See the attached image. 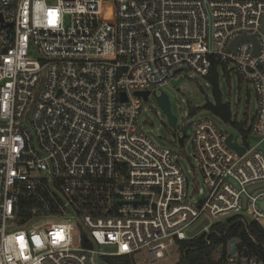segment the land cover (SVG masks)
Instances as JSON below:
<instances>
[{
	"label": "built area",
	"instance_id": "2783aa9c",
	"mask_svg": "<svg viewBox=\"0 0 264 264\" xmlns=\"http://www.w3.org/2000/svg\"><path fill=\"white\" fill-rule=\"evenodd\" d=\"M211 57L258 108L247 139L187 126L197 189L142 115ZM234 215L264 230V0H0V264H157ZM233 248L226 264H264Z\"/></svg>",
	"mask_w": 264,
	"mask_h": 264
},
{
	"label": "rangeland",
	"instance_id": "374dc122",
	"mask_svg": "<svg viewBox=\"0 0 264 264\" xmlns=\"http://www.w3.org/2000/svg\"><path fill=\"white\" fill-rule=\"evenodd\" d=\"M220 89L224 102L231 104L235 119L243 121L247 118L249 120L254 118L258 108L256 93L250 84L240 80L236 71L231 70L227 76L224 72H221ZM161 91L169 98L172 114L178 120L177 128L173 129L169 125L165 111L158 105L156 98L152 96L145 103L147 111L142 115V120L147 121L145 130L158 146L178 151L181 155L180 163L185 173L192 182L196 179L195 186L197 189H205L203 178L194 166L197 163L193 158L194 148L191 138L188 137L184 146H181L177 142L176 135L178 132L183 134L185 127L191 126L193 122L203 118L213 119L219 126L226 128L218 117H215L204 108L208 101H213L212 89L203 76L192 72H184L181 78L172 79L162 87ZM190 107L197 109V113L192 117L188 115ZM226 129L230 134L238 135L232 125ZM186 130L190 135V129ZM201 197L202 195H197L196 198L201 199ZM55 222L49 220L47 225ZM202 224L203 222L197 223L194 230ZM178 261L179 254L175 252L169 259L160 261L157 264H177Z\"/></svg>",
	"mask_w": 264,
	"mask_h": 264
},
{
	"label": "trees",
	"instance_id": "16d2710c",
	"mask_svg": "<svg viewBox=\"0 0 264 264\" xmlns=\"http://www.w3.org/2000/svg\"><path fill=\"white\" fill-rule=\"evenodd\" d=\"M211 60L212 69L204 79L212 89L213 101H208L204 108L224 123L232 125L247 139L250 134L249 119L238 121L234 118L231 104L224 102L220 89V74L224 72L227 76L229 71L219 58L211 57ZM196 113L197 109L190 107L188 115L192 117ZM186 129L183 130L185 142L189 137ZM233 239L237 240L240 252L247 250L250 257L264 261V230L248 217L234 215L215 222L208 232H202L194 238L180 241L177 264H226L227 246ZM104 262L106 264H136L129 256L106 257Z\"/></svg>",
	"mask_w": 264,
	"mask_h": 264
},
{
	"label": "water",
	"instance_id": "95a60500",
	"mask_svg": "<svg viewBox=\"0 0 264 264\" xmlns=\"http://www.w3.org/2000/svg\"><path fill=\"white\" fill-rule=\"evenodd\" d=\"M242 39H245V38H242ZM242 39H240V40H242ZM240 40H237L234 43V45H232V47L236 46ZM251 41H253L256 44V46H257V43L253 39H251ZM136 96H141V97L144 98V100H147L148 97H149V93L148 92H146V93H136ZM126 99H127V97H126V95H124V100H126ZM156 100L158 102V105L165 111V113L167 115V118H168V121H169V125L173 129H176L177 128V121L178 120H177V117H175L172 114V111H171V103L169 101L168 96L165 93L162 92L160 94V96H157L156 97ZM231 140H232V136H230L229 139H228V145L231 148H233L236 151H238L240 154H243L245 152V149L240 148L235 143H232ZM178 141H179L178 143L181 146H184V143H185V134L184 133L179 137V140ZM231 244L234 245V248H233V250L231 252V255H235V253L237 252V244H238V242H237V240L233 239V240H231ZM245 256H248V252L247 251L245 252Z\"/></svg>",
	"mask_w": 264,
	"mask_h": 264
}]
</instances>
